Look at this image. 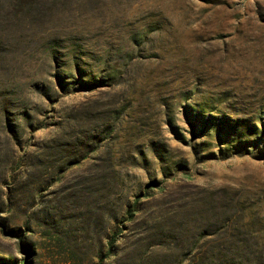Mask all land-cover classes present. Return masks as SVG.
I'll return each instance as SVG.
<instances>
[{
    "label": "rangeland",
    "instance_id": "1",
    "mask_svg": "<svg viewBox=\"0 0 264 264\" xmlns=\"http://www.w3.org/2000/svg\"><path fill=\"white\" fill-rule=\"evenodd\" d=\"M0 264H264V0H0Z\"/></svg>",
    "mask_w": 264,
    "mask_h": 264
}]
</instances>
